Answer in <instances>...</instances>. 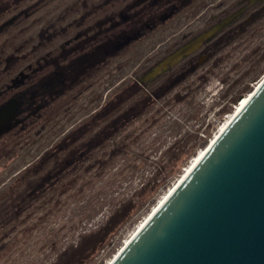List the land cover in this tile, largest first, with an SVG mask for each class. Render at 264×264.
Instances as JSON below:
<instances>
[{"label": "rangeland", "instance_id": "rangeland-1", "mask_svg": "<svg viewBox=\"0 0 264 264\" xmlns=\"http://www.w3.org/2000/svg\"><path fill=\"white\" fill-rule=\"evenodd\" d=\"M100 1L22 0L0 17V108L25 102V96L16 95L28 83L48 79L61 65L69 68L67 82L87 75L58 99L45 86L37 111H32L36 104L25 102L0 127V264H54L60 256L58 264H108L209 144L239 98L264 76V0H201L92 72L100 57L78 63L88 45L74 38L73 29L54 41L48 33L84 13L94 11L95 19L101 15L96 9ZM112 3L102 9L104 17L114 11ZM88 22L84 25L90 29L93 20ZM213 28H218L211 37L217 40L214 55L201 54L202 47L184 57L177 65L189 59H196V65L182 82L53 185L52 166L63 164L67 153L54 157L51 152L59 150L55 145L62 146L67 133L82 131L88 115L130 80L148 90L164 85L163 76L177 65L155 80H142ZM93 44L100 45V40ZM109 46L99 48L98 54ZM59 80L53 76L49 82L58 90Z\"/></svg>", "mask_w": 264, "mask_h": 264}, {"label": "water", "instance_id": "water-1", "mask_svg": "<svg viewBox=\"0 0 264 264\" xmlns=\"http://www.w3.org/2000/svg\"><path fill=\"white\" fill-rule=\"evenodd\" d=\"M217 31L179 48L142 82L155 80ZM108 264H264V76Z\"/></svg>", "mask_w": 264, "mask_h": 264}, {"label": "trees", "instance_id": "trees-1", "mask_svg": "<svg viewBox=\"0 0 264 264\" xmlns=\"http://www.w3.org/2000/svg\"><path fill=\"white\" fill-rule=\"evenodd\" d=\"M22 0H0V17L5 14L10 8ZM201 0H103L99 2V7L107 6L108 3L114 2L118 4L113 12H109L105 17L118 19L119 22V46L115 47L114 55H106L103 60V65L110 59L123 56L131 47L139 45L143 40L149 38L152 34L163 29L177 15L185 10L191 9L196 3ZM110 8V7H109ZM246 24L244 20L239 26L242 29ZM105 43L108 42V37L104 36ZM217 40L212 39L207 42L202 50H208L207 56L214 55L217 50L214 44ZM189 61V60H188ZM186 61L183 65L179 64L167 72L163 77L165 84L154 87L149 90L144 88L138 81L130 80L125 85L116 88L111 98L104 102L96 112L91 114L90 119L81 127L82 131L75 129L67 133L62 139L69 142L72 146L71 153L68 158H64L63 164L52 166L54 168L55 182L58 184L62 180L63 175H67L70 171L77 170L82 165L91 160V157L96 149L103 148L106 144L116 136L125 126L130 124L147 112L154 106V103L166 95V91L182 82L190 72L194 70L196 59L193 60L191 66ZM184 67V69H183ZM176 68V69H175ZM157 83V82H155ZM132 101L125 110L121 109L128 102ZM122 110V111H121ZM120 111L122 112L120 114ZM117 113L116 117H113ZM197 138V137H196ZM61 145H55L58 148ZM187 151H184L186 153ZM60 154V153H59ZM53 156H56L52 154ZM115 151L111 157L115 156ZM44 166V165H43ZM62 166V167H61ZM61 167V168H60ZM87 168H92L88 166ZM41 170V169H40ZM67 173V174H66ZM155 186L151 188L153 190ZM61 257V256H60ZM57 260L58 264L62 258Z\"/></svg>", "mask_w": 264, "mask_h": 264}, {"label": "flooded vegetation", "instance_id": "flooded-vegetation-1", "mask_svg": "<svg viewBox=\"0 0 264 264\" xmlns=\"http://www.w3.org/2000/svg\"><path fill=\"white\" fill-rule=\"evenodd\" d=\"M109 4L110 3H108L107 6H109ZM112 4L115 7V4L114 3H112ZM97 5H99V3ZM111 7L113 8L112 10H114V7L112 5H111ZM96 9H98L97 11L101 12V15H99V16L97 15V17L95 19L92 18L93 16H91L94 14V11L90 12L89 14L84 13L78 19H74L73 21H70V23L68 25H66V27H62L60 29V31L54 30L53 33H51V34L48 33V39H50L51 41H54L56 38L63 36V33H66V31H68L69 29H73L74 35H75L74 38L75 37L76 38L78 37L79 39L81 38L82 44L87 43V45H88V46L82 48L83 54L80 57L78 63L80 62V63L84 64V61L90 62L89 59H94V58L100 57L99 59H96V61L93 63V65L91 67L92 72H96L99 70V69H97V66H101V67L104 66L103 60H104V57L106 55H114V52L116 51L117 47L119 46V39H120L118 19H113L111 17H104L102 14L103 6H101V8L99 6H96ZM88 20H93V22L90 23L93 25V27L90 29H88L84 25L85 22L89 23ZM105 35L109 39L107 43H105V39H104ZM95 40L96 41L100 40V45L94 46L93 43L95 42ZM209 41L210 40H208L207 42H209ZM207 42L203 43V45L200 48H202L204 46V44H206ZM108 43L111 45L109 46ZM105 44L107 45V47L108 46L110 47L109 50L105 53L106 55L103 54V52H101V51H100L101 54H98V49L104 48ZM66 45H69V43L64 44L62 46V49L64 47H66ZM115 47H116V49H115ZM87 48H88V50H87ZM207 51L208 50H204L201 52V54H204L207 56V54H206ZM193 60L192 59H189V61L187 60L188 64L191 66H194ZM51 61H52V59H51ZM57 65L60 66L57 63L54 64V66H57ZM69 75H70L69 68L61 65L59 67V69L57 70V72L54 71V73L51 74L50 77H48V79L44 78V79L40 80V78H39L32 83H28L26 88L24 90H22L19 94L16 95V98L18 99L22 96H25L23 98V99H25V102H32V103L36 104V109L32 110L33 112H35L38 110V101L40 100V97L42 95L46 94L43 91L45 89V86H47V89H50L49 92H51V88H53L54 89L53 94L55 96V99H58V98H61L62 94H64L65 92L71 91L72 89H75L76 87L80 86L86 80L85 78L87 76L86 75L83 78L77 76L76 79H74V81L67 82ZM53 76H58L60 79L59 80L60 83L58 84L60 89L58 88V90H57L56 85L54 83L51 84L49 82V79L52 78ZM46 83H47V85H45ZM41 93H43V94H41ZM25 102L23 100H21V101H19V106H17L15 102L11 101L8 104L1 107L0 110L3 109L4 107L11 106L12 112L7 117L5 122L0 125V127L9 123V118H11L13 115L14 116L18 115L20 113V108H22L25 105ZM104 102H105V100H103L102 104H104ZM102 106L103 105H101L100 107H102ZM39 107H40V105H39ZM96 111H94V112H96ZM93 113H91V114H93ZM91 114H89L88 116H90ZM67 143L69 144V142L64 141L62 146H59L58 148H56L59 150L58 151H52L51 154L56 155L57 152L58 153L66 152L67 154L64 156V158H68V155L71 153V150L73 147L69 146ZM54 157H56V156H54ZM38 159H40V158H38Z\"/></svg>", "mask_w": 264, "mask_h": 264}, {"label": "bare ground", "instance_id": "bare-ground-1", "mask_svg": "<svg viewBox=\"0 0 264 264\" xmlns=\"http://www.w3.org/2000/svg\"><path fill=\"white\" fill-rule=\"evenodd\" d=\"M163 66L162 63H159L158 65H156L150 72H151V75L152 77L154 75H156L161 67ZM250 94V93H249ZM248 95H246L241 101L239 100V103L235 106L234 108V111L226 118L225 121H223L221 124H220V127L219 129L217 130L215 136L210 140L209 143H211L214 138H216V136L218 134H220L223 130H225V128L228 126V124L230 123V121L232 120V118L234 117V115L241 109V107L244 105L245 101H246V98H247ZM12 112V107L11 106H7V107H4L3 109L0 110V122L1 121H5L7 119V117L11 114ZM204 149L200 150L199 153L192 158V160L190 161V163L187 165V167H185L184 171H183V174L180 176L179 180L177 182H179L187 173L188 171L190 170V168L194 165V163L200 158V156L202 155V152H203ZM177 182L175 183V185L177 184ZM175 185L168 191V193H166L162 199H160V201L158 202V205L155 206L153 208L152 211H154L163 201L164 199H166V197L168 196V194L172 191V189L175 187ZM149 216V215H148ZM147 216V217H148ZM147 217L142 221V223H144V221L147 219ZM142 223L139 225V227L142 225ZM139 227L137 229H139ZM137 229L135 230V232L137 231ZM133 232L131 234V236L135 233ZM131 236L125 241V244L129 241V239L131 238ZM112 260V259H111ZM110 260V261H111ZM109 261V262H110Z\"/></svg>", "mask_w": 264, "mask_h": 264}]
</instances>
